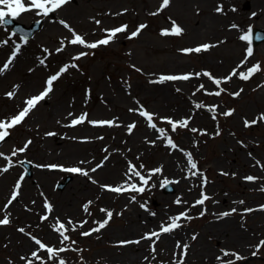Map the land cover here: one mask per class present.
I'll return each instance as SVG.
<instances>
[{"label":"rangeland","instance_id":"obj_1","mask_svg":"<svg viewBox=\"0 0 264 264\" xmlns=\"http://www.w3.org/2000/svg\"><path fill=\"white\" fill-rule=\"evenodd\" d=\"M162 2L69 0L47 17L28 11L16 20L29 27L44 19L28 42L0 25V68L20 45L9 68L0 74V120L17 115L27 99L43 92L48 79L59 74L52 91L0 142L4 154L0 169L9 168L0 171V219L6 215L10 219L8 225H0V264L29 260L59 264L61 259L66 264H174L184 244L189 246L184 264H264V43L255 48L251 43L253 54L248 56L249 44L240 39L250 27L264 29V0H170L160 10ZM172 21L183 33L162 35V30H171ZM123 25L126 31L107 45L90 49L70 43L73 33L93 43L105 39L106 30ZM140 25L146 27L132 37ZM203 44L211 47L181 51ZM257 65L260 70L249 79L240 78L241 72ZM66 66L67 71L61 72ZM167 75L190 78L159 82ZM216 79L221 80L219 86ZM217 91L219 96L214 95ZM9 92L14 93L11 98ZM140 111L153 115L155 129ZM228 112L232 114L225 115ZM84 113L87 120L72 126V120ZM167 119H187L188 127L173 132ZM89 120L113 124L93 125ZM130 125H134L131 131ZM157 129H164V135ZM167 138L177 147L169 146ZM28 141L24 152L12 155ZM186 153L197 163L196 170H190ZM4 157L11 158V166ZM22 161L33 164L32 177L24 176ZM130 164L145 178L150 176L144 192L114 193L102 187L125 182L141 186L139 178L131 176ZM38 165L80 167L89 174ZM157 168L161 171L153 174ZM192 171L200 174L194 176ZM248 176L256 179L248 181ZM67 178L71 181L58 189ZM18 181L19 195L9 204ZM166 184L171 193H164ZM202 192L210 199L195 205ZM45 203L52 206L51 212ZM101 209L113 212L108 225L81 235L106 218ZM185 212L192 218L181 219L180 228L158 240L141 239ZM225 212L231 214L221 216ZM57 219L65 224L69 240L62 242L54 230ZM35 239L67 250L49 259ZM125 240L140 243H131L136 250L124 249L120 242ZM34 251L39 259L32 256ZM225 251L230 254L225 256ZM132 255L136 258H129ZM236 255L244 259L236 260Z\"/></svg>","mask_w":264,"mask_h":264},{"label":"snow or ice","instance_id":"obj_2","mask_svg":"<svg viewBox=\"0 0 264 264\" xmlns=\"http://www.w3.org/2000/svg\"><path fill=\"white\" fill-rule=\"evenodd\" d=\"M69 2V0H0V25H6V24H11L13 20L17 19L19 16H21L23 13L28 12V11H36L37 15H42L44 17L49 16L50 13L55 12L56 10L60 9L62 6H64L65 4H67ZM170 4V0H163L162 4H161V8L160 10H163V8L167 7ZM222 9L220 7L217 8V12H221ZM156 13H153V15H155ZM253 15H255V13H253ZM60 23H62L64 25L65 28H69V25L64 22V21H60ZM96 23H100L99 21H96ZM146 27V25H140L138 27V29L133 32L131 34L132 37H135L137 35H139L140 31ZM232 27H237L236 25H233ZM127 29V25H123L111 30H106L107 32V37L105 39H101L97 42H93V43H86L85 39L79 35V34H75L73 33L74 38L70 41L71 44H79L82 45L84 47L90 48V49H94L96 47H98L99 45H107L113 38H115L117 36L118 33L121 32H125ZM183 33V28L181 26H179L178 24H176L175 21H172V27L171 30L168 29H164L162 30L161 34L162 35H175V36H179ZM253 33V29L250 27L249 29H247L246 34L242 35L240 37L241 40L247 41L249 44V47L247 48V55L251 56L253 54V48L251 47V43H252V36ZM12 35H15V33H12ZM131 38V37H130ZM21 39H24L25 42H27L26 37H21ZM255 39L257 40H261L264 39V37H262L261 35L257 34ZM3 44H7L8 41L4 40L2 42ZM211 47V45L208 44H203L201 46H198L194 49H182L181 51L185 52V53H190V52H200L201 50H208V48ZM20 52V45L16 44L14 51L12 53V57L3 65V68H0V74L3 73V71L7 70L9 68V65L12 63L13 59L15 58L16 54ZM87 53H80V56L86 55ZM80 57H76V59H79ZM41 63H43V61H41ZM75 65H73L74 67ZM260 68L259 66H253L252 68H250L248 70L247 73L241 72L240 73V78L243 80H247L250 78V76L252 74H254L255 72L259 71ZM67 71V66L65 68L61 69V72ZM235 71H233V73L231 75H235ZM205 76H210L209 73L205 72L204 73ZM59 74L57 75H53L51 76L47 83L46 89L41 92L39 95H36L34 97H31L29 99L26 100V106L23 108V110H21L17 115H15L14 117H12L10 120H0V142H3L6 137H8L10 135L9 133V129L20 125L23 120L27 117V115L29 114V112L35 108V106L38 104V102H40L41 100H43L51 91H52V86H53V82L56 81L58 79ZM190 77L189 75H167V76H162L160 78L159 82H163V81H176V80H188ZM231 79V76L225 78V80ZM216 83V85H220L221 84V80L216 79L214 81ZM203 87V86H201ZM7 95L11 98L14 93L13 92H9L7 93ZM214 95L219 96L220 92L217 91L214 93ZM234 95H239V93H234ZM196 107H202V105H196ZM214 111V109H213ZM141 116L146 117V119L149 122V127L151 128H156V124L152 123L153 120V115L148 113L147 111H140L139 113ZM231 112L225 113V115H231ZM71 115V114H70ZM87 113L82 114L79 118L73 119L71 124L72 126L75 125H79L85 122V120H87ZM90 124L93 125H108V126H112L113 122L112 121H88ZM167 123L171 125V129L173 132H175L177 130L178 127L181 128H185L188 127V123L189 121L187 119L182 120V121H178V122H173L171 119H167ZM252 124L256 123V121H252ZM245 126H250L249 122H245ZM134 127V125H130L129 126V131H131V129ZM161 135L163 136L165 133L164 129H157ZM193 131H196L195 129H193ZM47 135H55L54 133H47ZM31 143V141L26 142L25 146L23 148H20L18 150H14L12 155L15 156L18 152H24L28 145ZM167 144L173 148H176L177 146L174 144L173 140L171 138H167ZM3 153H0V156H3ZM187 156V160H188V164L190 166V170H196L197 169V163L193 160L192 156L190 153H186ZM5 159L9 160V166H11V158L10 157H4ZM81 163H84L83 161ZM103 165H97V167H102ZM38 167H51V168H57L60 167L61 170L66 171V172H71V173H79L82 174L84 176H88V171H85L84 169L80 168V167H71V168H64L63 166H58V165H50V166H42V165H38ZM141 168H143V165L140 166ZM9 170L8 167H4L2 169H0V171L2 172H7ZM91 171L95 172L96 168L91 169ZM161 171L160 168H157L154 170V173H159ZM129 172L131 173V176H135L139 178V181L141 183V186H137L136 183H128L125 182L124 184L120 185V186H110V185H102V187L105 190L114 192V193H121L124 191H135L138 193H142L145 191V186L148 185V181L150 179V176L148 178H145V176L141 175V172L139 170H137V168L134 165H129ZM200 173H198L197 171H192V175H198ZM131 176L129 177V180L131 179ZM23 179V177H21V180ZM246 179L248 181H253L256 178L252 177V176H248L246 177ZM204 183H207V180L205 178ZM163 186V185H162ZM19 189H20V183L19 181L17 182L16 186H15V190L13 191L12 195H11V199L8 201L9 204L12 203V201H15L17 199V196L19 195ZM262 191H264V188L261 189ZM134 199V198H133ZM208 199H210V197H208L205 193H201V198L198 199L195 202V205H203L205 203V201H207ZM92 202L89 201L87 204L84 205V211L88 212L89 210V205ZM176 203H180L179 200L176 201ZM240 203H243V201H241ZM193 205V206H195ZM143 206V205H142ZM45 208L51 212L52 211V206L48 203H45ZM261 209L264 210V206H261ZM101 211L106 212V218L102 221V222H97L98 223V227H95L93 229H91L90 231H85L82 232L81 235L83 236H89L91 235L93 232H99L101 229L105 228L109 221L111 220V218L113 217V212L110 210H106V209H101ZM236 209H232V212H235ZM246 212H252L253 209H246ZM231 213L230 212H225L222 213L221 216H229ZM201 215H204V213L202 212ZM192 217L188 216V214L185 213H181L175 217H170V221L171 223L164 225L162 224L160 227V231L159 232H152V233H146L141 239H147V240H152L153 237H155L157 240L159 239L161 234H166V233H171L173 232L175 229H178L181 227V224L179 223V221L181 219H188L190 220ZM43 219H48L47 216L43 217ZM10 223V219L9 217L6 215L4 216L2 219H0V225H8ZM73 222L71 220L68 221V224L71 225ZM86 223V221L84 222ZM81 227H83V224L80 225ZM53 228L55 231H57L60 236L63 238V241H67L69 240V236L65 234V232L67 231V228L65 226L64 223L60 222L59 219H57V222L55 225H53ZM19 231L23 232L24 229H19ZM192 239H196L195 236L192 237ZM35 243L37 245H39L40 249L46 250L48 255H49V259H52L54 257H56L60 252H64L67 249L65 248H60V249H54L52 247H47L44 243H42L39 239H35ZM73 243H75L73 241ZM131 243H140L139 240L136 241H121L120 245H127V244H131ZM262 245H264V241L261 242ZM155 241H153V245H152V251L155 252ZM188 245L184 244L180 253V259L178 261H175L174 264H184V257L187 255V251H188ZM177 248H181L180 243H177ZM230 253H228L227 251L224 252L225 256H228ZM253 255H255V253H253ZM32 256L36 257L37 259H39L37 252H32ZM23 259V257H22ZM217 259H220V257H218ZM236 260H241L244 259L243 257H240L239 255L235 256ZM28 264H32L31 260H29ZM59 264H66V262L61 259L59 261ZM228 264H234V261H229Z\"/></svg>","mask_w":264,"mask_h":264},{"label":"water","instance_id":"obj_3","mask_svg":"<svg viewBox=\"0 0 264 264\" xmlns=\"http://www.w3.org/2000/svg\"><path fill=\"white\" fill-rule=\"evenodd\" d=\"M247 8H248V6H246ZM13 26H18V24H13ZM39 28V24H36L32 29H31V31L32 32H34L35 30H37ZM32 32H30L28 35H26L27 37H30L31 35H32ZM257 34H259V35H261L262 37H264V30H257V32L255 33V37H256V35ZM262 42H264V39H261V40H257V39H255V44H260V43H262ZM29 166V169H28V175L29 176H31L32 174H31V171H30V169H31V167H30V165H28ZM61 188H64V185H62V187Z\"/></svg>","mask_w":264,"mask_h":264},{"label":"bare ground","instance_id":"obj_4","mask_svg":"<svg viewBox=\"0 0 264 264\" xmlns=\"http://www.w3.org/2000/svg\"><path fill=\"white\" fill-rule=\"evenodd\" d=\"M0 188H1V187H0ZM168 198H169V197H168ZM166 240L169 241V237H166ZM125 241H129V240H125ZM26 245H28L29 247L32 246V244H26ZM168 245H170V244H168ZM124 247H126V248H124V249H129V248H130V249H135V250L137 249V248H136L137 245H132V244L127 245V246H124ZM121 248H122V247H121ZM138 249L140 250V249H142V247H139ZM132 257H134V256H133V255H132V256H129V258H132ZM134 258H136V257H134Z\"/></svg>","mask_w":264,"mask_h":264}]
</instances>
